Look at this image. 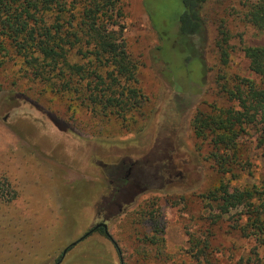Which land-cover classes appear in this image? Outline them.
I'll return each instance as SVG.
<instances>
[{"label":"rangeland","instance_id":"rangeland-1","mask_svg":"<svg viewBox=\"0 0 264 264\" xmlns=\"http://www.w3.org/2000/svg\"><path fill=\"white\" fill-rule=\"evenodd\" d=\"M254 1L204 3V77L176 85L161 73L158 35L142 0H122L126 49L144 96L141 114L130 122L79 103L73 110L66 97L44 92L26 76L19 58L6 57L0 64V264H264V243L233 229L243 222L241 207L215 220L216 210L201 196L218 174L206 157L208 139L192 126L198 111L232 103L218 89L224 81L258 80L243 51L264 44L246 18ZM223 30L226 64L215 45ZM220 74L225 79L217 82ZM244 137L240 163L249 156L248 169L260 174L264 146L253 130ZM121 163L132 179L115 209L101 199L116 180L107 170ZM100 222L106 233L96 228L82 238Z\"/></svg>","mask_w":264,"mask_h":264},{"label":"trees","instance_id":"trees-1","mask_svg":"<svg viewBox=\"0 0 264 264\" xmlns=\"http://www.w3.org/2000/svg\"><path fill=\"white\" fill-rule=\"evenodd\" d=\"M206 1L142 0L158 35L161 73L174 84L183 79L198 84L204 77L200 47L205 41L201 10ZM124 18L122 0H0V64L6 57H17L26 76L41 84L44 92L66 97L73 110L79 103L94 114L130 122L141 114L144 96L135 76L136 62L126 49ZM246 18L264 37V0L251 3ZM215 45L222 64H226V31H221ZM186 48L190 52L185 56ZM243 51L258 80L237 78L231 86L224 81L218 89L232 103L211 112L198 111L192 126L197 137L208 139L211 149L206 157L218 174L214 185L201 194L216 210V214L211 213L213 218L220 219L232 208L241 207L237 220L243 218V222L232 224L233 229L242 236L254 235L262 245L264 170L256 175L249 170L247 155L240 163L239 145L253 130L259 146H264V44L245 46ZM221 78L225 76L220 74L217 82ZM123 166L107 170L116 180L111 179V191L101 199L115 209L132 179L125 177ZM176 168L173 165L179 179L182 172ZM167 183L172 182L168 179ZM205 244L206 248L207 240Z\"/></svg>","mask_w":264,"mask_h":264},{"label":"water","instance_id":"water-1","mask_svg":"<svg viewBox=\"0 0 264 264\" xmlns=\"http://www.w3.org/2000/svg\"><path fill=\"white\" fill-rule=\"evenodd\" d=\"M100 225H102V227H103V230L105 231V233L107 232V225L105 224V223H100V224H96L91 230H89V232H87L86 234H84L83 236H82V238H84L86 235H88L91 231H93V229H96V228H98ZM81 238V239H82ZM74 243H76V241H74V242H72V244H74ZM65 253V250H63V252H62V255Z\"/></svg>","mask_w":264,"mask_h":264},{"label":"flooded vegetation","instance_id":"flooded-vegetation-1","mask_svg":"<svg viewBox=\"0 0 264 264\" xmlns=\"http://www.w3.org/2000/svg\"><path fill=\"white\" fill-rule=\"evenodd\" d=\"M100 223H102V222H100ZM100 223H97V224H100ZM98 228H101V229L103 230V227H102V225H100Z\"/></svg>","mask_w":264,"mask_h":264}]
</instances>
